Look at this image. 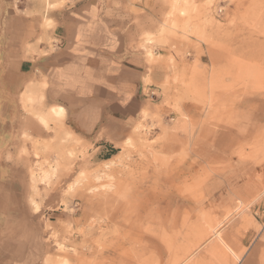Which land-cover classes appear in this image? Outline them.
Masks as SVG:
<instances>
[{
	"label": "rangeland",
	"instance_id": "obj_1",
	"mask_svg": "<svg viewBox=\"0 0 264 264\" xmlns=\"http://www.w3.org/2000/svg\"><path fill=\"white\" fill-rule=\"evenodd\" d=\"M164 2L139 47L152 60L150 44L173 45L190 66L159 107L114 142L83 141L62 119L22 134L29 206L52 248L42 264H264V0ZM41 99L25 93L24 110L45 115Z\"/></svg>",
	"mask_w": 264,
	"mask_h": 264
},
{
	"label": "crops",
	"instance_id": "obj_2",
	"mask_svg": "<svg viewBox=\"0 0 264 264\" xmlns=\"http://www.w3.org/2000/svg\"><path fill=\"white\" fill-rule=\"evenodd\" d=\"M167 9L164 0H68L48 10L0 0V264H42L52 249L17 159L22 134L36 136L40 124L23 108L25 93L42 95L39 112L61 107L64 126L83 141L121 140L143 110L163 103L175 71L187 76L190 63L177 47L150 44L152 60L139 47L142 36L157 37Z\"/></svg>",
	"mask_w": 264,
	"mask_h": 264
},
{
	"label": "bare ground",
	"instance_id": "obj_3",
	"mask_svg": "<svg viewBox=\"0 0 264 264\" xmlns=\"http://www.w3.org/2000/svg\"><path fill=\"white\" fill-rule=\"evenodd\" d=\"M151 40L152 39L150 37H148V38H146L145 42H149ZM150 51H148V52H150ZM146 52H147V50H146ZM151 53H148V54H151ZM29 92H31V91H29ZM38 96H39V98H42V95L40 93H38ZM30 99H31V94H29V100ZM63 116H64V110L61 107H58V106H53V107L49 108L48 109V113H46L45 115L40 114V113L39 114H36V118H37L38 122L42 126H44V127H47L48 126L47 123L49 121H52V120H60V119L63 118ZM54 122H56V121H54ZM35 208L37 209V206H35ZM240 260H241V257H238L237 260H236V262L239 263Z\"/></svg>",
	"mask_w": 264,
	"mask_h": 264
},
{
	"label": "built area",
	"instance_id": "obj_4",
	"mask_svg": "<svg viewBox=\"0 0 264 264\" xmlns=\"http://www.w3.org/2000/svg\"><path fill=\"white\" fill-rule=\"evenodd\" d=\"M257 214L260 215L261 220H262V228L264 229V209L257 210Z\"/></svg>",
	"mask_w": 264,
	"mask_h": 264
},
{
	"label": "snow or ice",
	"instance_id": "obj_5",
	"mask_svg": "<svg viewBox=\"0 0 264 264\" xmlns=\"http://www.w3.org/2000/svg\"><path fill=\"white\" fill-rule=\"evenodd\" d=\"M37 211H39V208L37 207V209H36Z\"/></svg>",
	"mask_w": 264,
	"mask_h": 264
}]
</instances>
